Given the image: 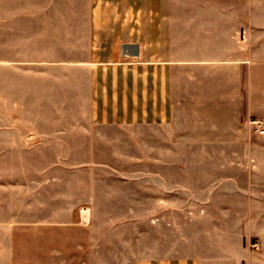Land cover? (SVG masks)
<instances>
[{"label":"rangeland","instance_id":"obj_1","mask_svg":"<svg viewBox=\"0 0 264 264\" xmlns=\"http://www.w3.org/2000/svg\"><path fill=\"white\" fill-rule=\"evenodd\" d=\"M91 1L0 0V264L229 258L241 227L264 258V24L253 74L224 67L218 98L168 124L101 123ZM241 83L244 114L226 104Z\"/></svg>","mask_w":264,"mask_h":264},{"label":"crops","instance_id":"obj_2","mask_svg":"<svg viewBox=\"0 0 264 264\" xmlns=\"http://www.w3.org/2000/svg\"><path fill=\"white\" fill-rule=\"evenodd\" d=\"M262 1L92 0L94 119L168 124L177 119L179 105L209 103L222 95L224 67L241 63V74L245 70L248 76L251 63L253 74L255 25L264 24V14L256 16V9L264 8ZM238 57L245 60L231 59ZM199 71L204 77H197ZM247 92L241 83L227 95L226 104L237 105L240 97L244 114ZM253 234L241 227L238 248L229 258L169 256L149 264H264L248 246Z\"/></svg>","mask_w":264,"mask_h":264},{"label":"bare ground","instance_id":"obj_3","mask_svg":"<svg viewBox=\"0 0 264 264\" xmlns=\"http://www.w3.org/2000/svg\"><path fill=\"white\" fill-rule=\"evenodd\" d=\"M85 212H87V211H85Z\"/></svg>","mask_w":264,"mask_h":264}]
</instances>
